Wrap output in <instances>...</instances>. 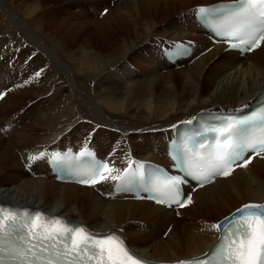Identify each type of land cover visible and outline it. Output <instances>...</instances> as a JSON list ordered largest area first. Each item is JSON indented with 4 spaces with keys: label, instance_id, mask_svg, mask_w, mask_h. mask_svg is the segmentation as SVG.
<instances>
[{
    "label": "bare ground",
    "instance_id": "obj_1",
    "mask_svg": "<svg viewBox=\"0 0 264 264\" xmlns=\"http://www.w3.org/2000/svg\"><path fill=\"white\" fill-rule=\"evenodd\" d=\"M192 1L203 0H103L105 6L81 13L86 21L70 23L56 15L69 4L64 1L52 12L46 0H0V87L7 90L0 99L1 204L115 232L144 259L171 263L201 256L214 243L218 232L205 222L264 201V160L255 157L196 190L177 211L118 195L111 179L79 187L49 173L48 159L64 143L74 149L55 153L78 152L94 141L119 169L111 175L129 161L165 163L175 124L201 111L246 107L264 93V43L246 56L225 52L193 17L195 7L216 2ZM223 1L233 0L217 2ZM105 8L107 16L91 31L92 15ZM183 40L193 49L190 57L165 62L163 50ZM22 106L27 109L19 111ZM40 152L48 156L29 161ZM218 209L229 211L222 217Z\"/></svg>",
    "mask_w": 264,
    "mask_h": 264
},
{
    "label": "snow or ice",
    "instance_id": "obj_2",
    "mask_svg": "<svg viewBox=\"0 0 264 264\" xmlns=\"http://www.w3.org/2000/svg\"><path fill=\"white\" fill-rule=\"evenodd\" d=\"M205 18L219 14L215 35L229 48L251 51L264 43V0H233L214 8L200 7ZM179 47V46H177ZM39 72L36 73L38 77ZM256 121H260L257 125ZM190 123V122H189ZM259 128L253 134L252 128ZM207 132L214 134L212 142L200 141L189 147L185 143L178 156L187 175L202 187L216 176L228 177L235 167H247L252 156L264 153V110L250 119H229ZM48 156L46 152L29 157L37 161ZM92 158L90 166L78 175L76 182L95 186L109 179L117 182L120 190H128L143 165L129 161L119 175V169L97 161L93 153L82 150L79 158ZM66 159L52 153L49 162L59 164ZM199 161L193 164V160ZM135 164V168L133 165ZM180 177H168L164 191L155 198L158 204H176L185 207L192 202L189 195L182 198ZM159 192L158 186L150 189ZM220 238L203 259L181 260L178 264H264V203H248L236 209L223 221L212 225ZM0 264H145L115 232L96 233L83 225L73 224L59 216H50L39 210L15 209L0 206Z\"/></svg>",
    "mask_w": 264,
    "mask_h": 264
},
{
    "label": "rangeland",
    "instance_id": "obj_3",
    "mask_svg": "<svg viewBox=\"0 0 264 264\" xmlns=\"http://www.w3.org/2000/svg\"><path fill=\"white\" fill-rule=\"evenodd\" d=\"M65 2L66 4H68L66 7L64 6V5H62L61 6V8H57L56 9V7L60 4V3H62V2ZM213 1L214 2H217V1H219V0H203V1H192L191 3H190V5H192V4H196V3H200V2H204V3H213ZM92 3V4H91ZM45 4H47L48 6L50 5L51 7H52V12L56 9V11L58 12H56L55 11V14L59 17V18H62V19H66V20H68L70 23H76V22H82V21H86V19H84V15L83 14H81V13H86V11L87 10H91V7L92 8H95V10L98 8V7H100V6H105L104 4H103V0H97V1H91V2H88L87 4H86V2H82V1H77V0H70V1H67V0H46V3ZM114 5H115V3H113V1H110V2H108V5H106L107 6V8L108 7H110L109 9H111V8H113L114 7ZM101 8V7H100ZM76 9V10H75ZM193 9V8H192ZM192 9H190V11L188 12V15L191 13V11H192ZM65 10V11H64ZM69 10V11H68ZM108 10V9H107ZM188 10V9H187ZM48 12L50 11V8H48V10H47ZM65 12V13H64ZM73 12V13H72ZM77 12V13H76ZM72 13V14H71ZM76 13V14H75ZM79 13V14H78ZM90 13V12H89ZM98 14V13H97ZM71 15V16H70ZM79 15V16H78ZM90 15H91V13H90ZM187 14H186V16H188ZM62 16V17H61ZM64 16V17H63ZM70 16V17H69ZM82 16V17H81ZM107 16V14H104V15H102V17H100L99 16V14L98 15H95V14H93L92 15V20L90 21V22H92L93 21V25H92V28H91V31H92V29H94V27H95V24L97 23V24H99V21L98 20H100L101 18H103V17H106ZM167 16H169V14H167V15H165V17L164 18H166ZM190 16V18H191V15H189ZM188 16V17H189ZM67 17V18H66ZM69 17V18H68ZM71 18V19H70ZM82 18V19H81ZM163 18V19H164ZM76 21V22H75ZM106 25H110L111 27H113V28H118L119 29V31H122V29L124 28V27H121V26H118L117 24H112V23H109V24H106ZM106 25H104L102 28L103 29H105V27H106ZM121 29V30H120ZM84 36H86L85 34H84ZM97 40L98 39H94V41L95 42H97ZM166 45V43H165V41L164 42H162V43H160V45ZM172 44V43H171ZM160 45H158L157 46V48L160 46ZM168 45L169 44H167V47H168ZM23 109H27L26 107H24V106H22V109H19V111L20 110H23ZM17 111V110H16ZM17 112H14L13 114H11V115H14V114H16ZM10 115V116H11ZM94 142V141H93ZM91 143H92V141H91ZM228 202H230V201H228ZM233 205V203H230V206H232ZM233 208H235V206H233L232 207V209ZM223 210V209H222ZM222 210H220V209H218L217 210V212H216V215H222V217H224L225 216V214L229 211V210H226V209H224L223 211ZM219 211H221V212H219ZM222 213V214H221ZM221 217V218H222ZM176 218H178V216L176 217ZM217 217L215 216V218H214V220H212V222L213 223H206L205 222V224L206 225H214L215 223H217V221H219V220H221L220 218H217ZM176 220V219H175ZM178 220H179V218H178ZM202 223H204V222H202Z\"/></svg>",
    "mask_w": 264,
    "mask_h": 264
}]
</instances>
